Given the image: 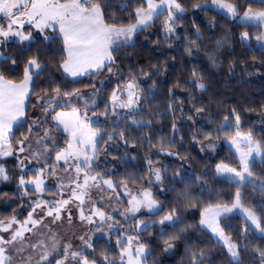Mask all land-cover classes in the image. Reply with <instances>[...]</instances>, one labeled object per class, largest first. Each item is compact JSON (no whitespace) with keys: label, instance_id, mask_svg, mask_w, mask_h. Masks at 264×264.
Segmentation results:
<instances>
[{"label":"trees","instance_id":"16d2710c","mask_svg":"<svg viewBox=\"0 0 264 264\" xmlns=\"http://www.w3.org/2000/svg\"><path fill=\"white\" fill-rule=\"evenodd\" d=\"M211 1L179 0L185 12L178 14L174 34L167 35L164 31L162 22L167 15L164 13L150 28L138 31L134 42L115 47L111 65L114 78L109 76L111 83L101 87L97 107L104 117L92 124L104 138V143L97 146L99 155L92 165L93 171L116 185L141 188L147 185L152 169L160 165L162 184L155 188L154 197L161 207L150 213L139 212L128 221H121V229L109 239H97L93 254L88 256L98 264H103L100 259L105 256L120 257L121 246L126 241L119 245L116 241L124 233L137 237L145 245L148 253L143 264H193V253L199 252L206 257L203 264H236L226 248L200 224L205 208L232 204L237 191L236 183L216 171L219 161L239 166L235 153L222 145L213 157V147L209 145L223 144L236 131L251 133L264 143V49L253 39L260 26L243 24L224 15L209 5ZM226 1L237 4L240 14L248 7L264 10L259 0ZM143 2L104 0L105 21L125 26L134 23L135 9ZM244 32L249 34V42L241 38ZM189 48L191 53L187 51ZM2 52L16 63L0 58V72L16 83L23 80L29 58L38 56L45 66L33 78L25 122L22 127H15L13 145H17L22 135L30 134L32 108L38 97L46 92L50 95L57 86L62 91H89L98 86L100 74L111 73L105 67L99 73L77 79L65 75L61 68L67 56L63 39L52 33L47 38L36 36L30 45L8 41ZM129 82H135L140 92L137 110L113 114L107 108L111 95ZM199 83L204 84L203 89ZM236 115L240 117L238 126ZM121 131L123 140L119 136ZM108 134L114 139L109 141ZM1 163L8 179L0 185V219L10 218L15 210L21 219L33 208L32 202L39 193L29 189L25 195L27 188L19 184V178L37 176L39 169L22 168L16 155L2 159ZM253 172L264 180V164L257 163ZM48 191L50 188L43 195ZM240 191L242 203L254 209L264 222V192L251 184L240 187ZM173 212L178 219L159 223ZM140 220L148 225L147 230L144 225L136 227ZM220 223L239 245L243 264H264L256 251L264 250V236L257 234L243 216L228 215Z\"/></svg>","mask_w":264,"mask_h":264},{"label":"snow or ice","instance_id":"6c2138e0","mask_svg":"<svg viewBox=\"0 0 264 264\" xmlns=\"http://www.w3.org/2000/svg\"><path fill=\"white\" fill-rule=\"evenodd\" d=\"M264 4V0H259ZM212 4L216 7L225 9L232 17L238 16L239 9L233 3L226 2V0H212ZM200 7V5H194ZM185 12V8L179 0H144L143 4L136 7L135 23L128 25H117L115 23H108L105 21L104 14V0H0V21L4 19L7 23L0 22V45H4L10 38H15L17 43L24 46L25 42L31 44L33 39L31 32L25 33L23 31L25 24L30 25L43 32L45 29H57L62 34V39L66 47L67 56L63 60L61 68L69 76L76 78L85 74H92L93 72L99 73L105 67L109 72L112 71L111 65L114 63L113 52L117 49L113 47L117 40L123 38L124 42H130L133 36L138 31H143L152 26V23L159 19L161 15L167 13L162 26L167 35L175 33V26L178 23L179 16ZM242 21L246 23L255 22L257 26L264 25V10L253 11L248 8L244 11ZM47 38V37H46ZM243 40L249 39L247 32L242 33ZM258 42H264V35L256 37ZM191 53V49H187ZM0 58L4 61H11L15 64L16 61L11 57H4L3 52H0ZM45 70L39 60L38 56L29 58L26 62L24 69V77L20 83H16L7 79L2 72H0V157L5 155H12L13 149L11 140L15 139L13 127H22L25 122V101L28 99L29 92L32 91L33 74L37 76ZM195 75V73H194ZM198 86L203 89L204 84L199 83ZM136 85L128 83L126 88L128 90V100L119 104L121 108L134 107L137 100L133 97L135 93L132 91ZM65 97L81 99L79 89L73 91H62L59 86L52 89L49 95L47 92L45 96L40 97L44 103L41 104L45 114L50 112L54 113L53 120L57 121L58 125H63L64 130L68 131L72 137V142L68 144L67 149L63 151L57 150L55 152L56 164L48 165L47 168L39 170V175L31 180H25L23 176L20 177L19 184L24 186L32 184L33 190L43 193L44 180L41 178L44 171L51 169L49 175H56L55 169L59 166V162L63 161L62 170L69 173L67 185L61 184V188H70V195L68 199H60L55 201L37 200L33 201L32 211L28 213L27 219L24 221L18 220L15 216L10 218L0 219V232L10 233L9 238L0 235V264H10L11 256L7 255L8 249L5 245H12L19 243V247L15 249L17 252L24 251L27 247L33 249L38 247H46L43 241L37 244H28L25 241V232H32L43 223L44 217L34 219L33 213L36 209L45 211L47 217H53V221L61 219V212L66 206L72 202H78L76 207L79 210V219L87 221L88 223H95L93 216L99 217L101 222L111 220L112 217L106 215L105 212L99 208L88 209L89 214L85 215L83 205L86 203V197L90 198L91 189H97L100 192L104 191L102 186H107L108 189L115 191L111 179H105L98 172H90L86 169L92 168V163L98 158V145L104 143L103 134L99 131L93 130L85 120L79 116V110L73 107L71 113L56 111L57 108L64 106ZM113 101H117L119 97L113 93ZM94 104L95 101L93 100ZM87 105V100H85ZM202 111V109H197ZM115 114V113H113ZM86 118V113H85ZM191 119V117H189ZM225 117V121H227ZM240 121L239 115L235 116V123L238 126ZM133 123H139L133 120ZM37 125L33 124V127ZM32 132V128L28 129ZM120 138L124 139V133H119ZM49 137V130H45L44 136L40 139H47ZM28 139L27 135H22V138L17 141L19 151H25L24 141ZM109 141L114 137L111 134L107 135ZM210 139V137H206ZM37 143L40 142L38 139ZM127 142V141H125ZM236 146V151L239 153L240 169L231 167L228 164L221 163L216 167L219 175L225 176L230 182L237 184V191L235 193L234 202L231 206L227 204H217L204 209L201 225L208 228L217 238L222 241L227 247V251L236 264H243L239 255V245L232 239L230 234H227L223 227L220 225V217L233 213L239 210L245 219L250 222V226L258 230L264 236V222L262 218L256 214L252 208L245 207L242 203V194L240 187L245 184H251L260 188L264 192V180H260L254 175L253 168L257 163L264 164V143L256 140L251 133L241 134L237 132L236 137L231 141ZM241 144L245 147L241 148ZM47 147V146H45ZM214 147V145H209ZM173 154V153H169ZM39 155V153H37ZM152 162L149 161V164ZM23 165V161H20ZM81 173L83 174L81 179ZM155 179L161 180L160 169H154ZM0 179L7 180L8 176L6 169L0 165ZM126 187V186H125ZM28 194V189H25V195ZM131 197L128 203L130 208L126 212L133 215L137 213L142 207L152 212L158 208L157 202L152 198V193L149 190L142 191L137 196L128 193ZM125 219H128L125 217ZM175 217V213L165 215L159 223L164 224L165 221L171 222ZM68 220L71 222V213L68 212ZM7 221V222H6ZM13 225L18 227L13 228ZM31 225L32 227H28ZM144 225V230H147L148 225L143 220L138 221L136 227ZM45 227H47L45 225ZM112 227V225H109ZM100 231V229H97ZM247 232V228L244 230ZM82 240L84 237H80ZM176 237H172L175 239ZM135 239L132 236L127 237L126 242L121 246L120 261H109V264H142L141 257L145 255V245L139 244L138 247L133 249L132 241ZM121 244V241H117ZM168 247H172L171 243L165 242ZM87 247L91 248L92 245L85 241ZM55 248V244H53ZM71 245L66 246L64 259L57 261L56 264H65L69 259L77 260V264H95V261H89L87 256H84L80 251L68 252ZM261 260L264 261V250L256 249ZM50 253L45 252L41 255V261L48 260ZM199 257V260H197ZM203 252L193 253V264H203L205 259ZM107 260V256H105ZM25 264H30L29 261ZM40 264V261L37 262Z\"/></svg>","mask_w":264,"mask_h":264},{"label":"rangeland","instance_id":"374dc122","mask_svg":"<svg viewBox=\"0 0 264 264\" xmlns=\"http://www.w3.org/2000/svg\"><path fill=\"white\" fill-rule=\"evenodd\" d=\"M61 2H63V0H61ZM229 3H232V2H229ZM233 4L236 5L238 8L237 4H235V3H233ZM209 5L212 6L213 8H215L216 10L222 12L226 16H229L231 18H237V20L240 23L250 24V25L256 24L255 22H250V23L243 22L242 16H243L244 12L242 14L236 16V17H232L231 14L228 13L225 9L218 8V7H216V5L212 4V1L210 2ZM252 10L253 11H260V10H256V9H252ZM0 22H3L4 24H6L7 20L4 19L3 21H0ZM23 31L25 33H28L30 31L33 39L38 35H42V36L47 37L51 33L58 35L62 38V34L58 31V28L57 29L48 28V29H45L43 32H41L39 29H36L34 27H31L28 24H25ZM221 34L224 36L226 35L224 32H221ZM260 35H264V25H260V30L253 36V39L255 40L256 45L259 46L260 48L264 49V42H258L256 40V37L260 36ZM250 39L251 38L249 36V39L244 40V41L249 42ZM11 40L16 41L15 38H10L9 41H11ZM134 40H135V35L133 36L132 40L130 42H127V43L124 42L123 38H120L119 40H117L116 44L113 47H116V46H119L122 44H130V43L134 42ZM25 43H28V42H25ZM63 45H64V42H63ZM3 46L4 45H0V52H2ZM64 48L66 51L65 45H64ZM66 54H67V52H66ZM114 73H115V70H113V67H112L111 73L106 74L104 72V73L99 75L98 86L95 89H92L89 91H79V94L82 98L77 99L78 103H80V105H81V108L80 107L77 108L79 110L78 114H79L80 118L82 120H85V122L93 130H95V129L92 127V124L94 122L98 121L99 119H102V117H104L102 114H100L97 111V107L101 101V97H100L101 87L107 86L111 83V80H112L111 78H114ZM64 74L67 75L65 72H64ZM111 75H112V77L110 78L109 76H111ZM34 76H35V74H34ZM34 76H33V78H34ZM72 79H77V77L72 78ZM129 83H134L136 85L135 82H129ZM32 84H33V81H32ZM132 91L135 93V96L133 97V99L138 101L137 103H135V105L139 104L140 92H139L137 85L135 88L132 89ZM113 93H116V95L119 97V99L117 101H113V99H112ZM113 93L111 95L110 104L107 107L110 109V112L115 113V114H117V113H132L133 111L137 110V107L135 108V105L132 108H121V107H119L120 103L127 102V100H128V94H127L128 90H127L126 86H124L122 89H116ZM30 94H31V92H30ZM43 96H45V95H43ZM85 100H87V105L85 104ZM93 100L95 101L94 104L92 103ZM64 101L66 102V103H64V106L73 104V101H71V98L69 99L68 97H66ZM43 103L44 102L39 99L38 103L32 108V116H31L32 121H31V123H32L33 131L28 135V139L24 141L25 151L20 152L19 151V145L18 144L13 145L11 143L12 149H13L12 155H16L18 162H19V165L26 170L36 169V168H39V170H40L42 168H47L48 165L56 164L55 156L53 157L55 152L57 150L63 151L65 149H67L68 144L70 142H72V137H71L70 133L68 131L64 130L63 125H58L57 121L53 120L52 116L54 115V113L50 112L48 114H45L43 108L41 107V104H43ZM26 106H27V104H26ZM64 106H62L61 108H64ZM56 111H62L65 113H71L72 112V110H71V112H69L70 110H64V109L61 110L60 107L57 108ZM85 113H86V118H85ZM33 124H35L37 126L33 127ZM45 130H49V137L47 139H40L41 137L44 136ZM60 130H64V132L66 133V138L62 136V134L60 133ZM237 132H240V131H236L233 135H231L230 137H227L225 140H223V144L222 143L213 144L214 145L213 153L215 154V155H213V157H216L218 152L221 150L222 145H226V146H229L233 150V152L235 153V155L239 161V153L236 151V146L231 143L233 138L236 137ZM240 133L242 135L245 134L243 132H240ZM38 139L40 140L39 143L36 142ZM61 144H62V146L60 147ZM45 146H47V147H45ZM243 147H245V145L241 144V148H243ZM37 153H39V155H37ZM162 153L165 154L164 152H162ZM12 155H5V156L0 157V165H3L1 163L2 159L7 158V157L12 156ZM97 159H95L93 161L92 165L97 162ZM20 161H23V165L20 164ZM221 163L228 164L229 166L235 167L238 170L240 169V163H239V166H234L230 163L219 161L217 163V165L221 164ZM217 165H216V167H217ZM159 166L160 165H156L152 169L151 173L149 174L148 180H147V185L144 187L138 188V187H130L127 184H121V185L114 184V185H116L115 191L108 189L107 186H102L104 188L103 192H100L99 190L94 189V188L91 189L90 198L86 197V203L83 205V207L85 209V215L89 214L88 209L95 207V208H99L101 211L105 212L106 215L111 216L112 217L111 220H106L104 222H101L99 220V217L93 216V220L95 221V223H88L87 221H81L79 219V210L76 207V204L78 202H76V201L70 202L66 206V208L64 210H62L60 220L53 221V217H47L45 215L44 210L36 209V211L33 213V218L34 219H40L41 217H44L43 223L41 225H39L37 228H34L32 232H25V241L28 244H37L38 242L43 241V244L46 247H38L35 249H33L31 247H27L24 251L17 252V251H15V249L17 247H19V243L12 244V245H5V247L8 249L7 255H10L12 258L10 261V264H25V262L29 261V258H30V264H37L38 261H40V264H56L57 261L64 259L65 248L68 245H71V248L68 250L69 253L73 252V251H80V252H82V254L84 256L88 257L89 261H93L90 258V256H88V255L93 254L94 244H95V241L97 239H99L101 237L109 239L114 233L119 231V229L121 228V226H120L121 221H128L130 218H132L133 216H135L139 212L150 213V211H148L144 207H142L134 215L130 212H126V209L131 207V205L128 203V201L131 198L128 195V193L131 192L132 195H135V196H137V198H140L139 194L142 191L149 190L152 193V198L156 201V198L154 197V191L156 190L155 189L156 187L158 189L160 188V185L162 184V177H161L160 181H157L155 179L154 169L159 168L160 174H161V168ZM3 167L5 168L4 165H3ZM62 168H63V161L59 162V166L55 169L56 175H49V171H51V169H47L46 171L43 172V174L41 176V178L44 180V188H45V191L43 193H45L48 188H50V191H48L46 195H43V193L38 192L39 195H37V197L34 201L44 200V201L51 202V201H55V200L68 199L69 198L71 189L67 188V187L61 188V184L67 185L69 183V181L67 179V176L69 175V173H65L62 170ZM86 170L90 171V172H94L93 166L91 169H86ZM38 175H39V173H38ZM21 176H23L26 181L31 180V179L36 177V176H32V175L31 176L21 175ZM82 176H83V174L81 173V179H82ZM221 176H223V175H221ZM223 177H225V176H223ZM19 180H20V178H19ZM3 181H5V180L0 179V185H2ZM22 187L27 188L28 190L29 189L33 190V188H34V186L32 184H26ZM157 205H158V208L156 210H158L161 207L160 203H157ZM227 205L231 206V204H227ZM212 206H214V205H212ZM245 207H247V206H245ZM156 210H154V211H156ZM15 211L11 212L10 214L12 216H15L20 221H24L27 219L28 215L19 219L17 217L18 211L17 210H15ZM31 211H32V209L29 212H31ZM69 211L71 213V222H69V220H68V212ZM154 211H152V212H154ZM203 214H204V210L202 211L201 219L203 218ZM232 214H239V215L243 216L240 213V211L237 210V211H234L233 213H228L222 217L232 215ZM125 217H127L128 219H125ZM222 217H220V220ZM201 219H200V221H201ZM248 223L250 224V222H248ZM45 225L47 227H45ZM109 225H112V227H109ZM220 225H221V223H220ZM201 226L203 228H205L206 230H208L211 233V235L216 240H218V238L208 228H206L204 225H201ZM16 227H18V225H13V228H16ZM28 227H32V226L28 225ZM252 228L254 229V227H252ZM97 229H100V231H97ZM129 231L130 230H126V232H129ZM255 232L259 235H262L258 230H255ZM0 235H3L7 239V238H9L10 233L0 232ZM82 236L84 237L83 240L80 238ZM127 237H129V234L124 233L120 237V239H117V241H121V243H122L124 240L125 241L127 240ZM132 237L135 238L132 241V246L134 249V248L138 247L140 243H139V240L137 237H135V236H132ZM85 241H88V243H90L92 245V247L91 248L87 247V245L85 244ZM117 241H116V245H119L117 243ZM218 241L227 250V247L223 244V242L220 240H218ZM53 244H55V248H53ZM45 252L50 253V255L48 256V260L41 261V255L44 254ZM146 254H147V249L145 250V255ZM145 255L143 257H141V261H143V258L145 257ZM239 255H240V253H239ZM112 260L119 262L120 257L118 259L107 258V260H105V257H102L100 259V262L103 264H109V261H112ZM65 264H77V260L72 259L69 256V259L67 261H65ZM95 264H98V263L95 262ZM142 264H143V262H142Z\"/></svg>","mask_w":264,"mask_h":264},{"label":"crops","instance_id":"0c3cea01","mask_svg":"<svg viewBox=\"0 0 264 264\" xmlns=\"http://www.w3.org/2000/svg\"><path fill=\"white\" fill-rule=\"evenodd\" d=\"M67 74V73H66ZM85 75H87V74H85ZM85 75H81V76H79V77H77V78H80V77H82V76H85ZM33 76H34V74H33ZM67 76H69L68 74H67ZM70 78H73V77H71V76H69ZM32 81H33V79H32ZM20 83V82H19ZM31 87H32V85H31ZM31 92V91H30ZM30 92H29V95H30ZM29 97V96H28ZM41 97V96H40ZM40 97H38V99H37V101L39 100V98ZM66 98V97H65ZM65 98H64V100H65ZM69 98V97H68ZM70 99V98H69ZM71 101H73V104H70V105H67V106H64V108H62L61 110H70L69 112H71V110H73V107H75L76 109L77 108H81V105H80V103H78V101H77V98H71ZM25 104H27V100L25 101ZM59 110V109H58ZM25 117H26V107H25ZM15 127L16 126H14L13 127V132H14V129H15ZM61 129V128H60ZM60 133L62 134V136L63 137H65L66 138V133L64 132V130H60ZM62 146V144L60 145V147ZM55 156V154L53 155V157ZM36 169H39V168H36ZM121 229V228H120ZM129 236H131V235H129ZM102 238V237H101ZM147 253H148V251H147ZM147 255V254H146ZM146 255H145V257H146ZM145 257L143 258V260L145 259ZM143 262V261H142Z\"/></svg>","mask_w":264,"mask_h":264}]
</instances>
